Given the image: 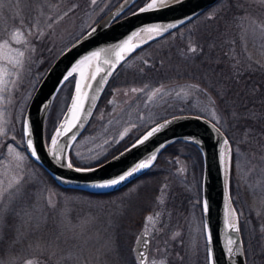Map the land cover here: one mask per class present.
<instances>
[{
	"label": "rangeland",
	"instance_id": "1",
	"mask_svg": "<svg viewBox=\"0 0 264 264\" xmlns=\"http://www.w3.org/2000/svg\"><path fill=\"white\" fill-rule=\"evenodd\" d=\"M118 1L0 0V239L7 238L0 244V264H50L48 258H42V252L52 254L62 264H134L129 246H134L139 227L133 221L148 215L152 218L157 213L166 228L173 224L179 202L175 199L171 203L175 208L170 207V198L166 197L176 194L178 185H183L185 174L180 173L179 165L186 167L184 160L194 161V187L200 194L196 199L201 206L202 159L190 143L170 144L169 149L180 152L176 178L171 186L164 184V204L161 201L150 209L145 205L149 204L144 200L145 193L139 200L141 194L128 192L132 189L127 187L108 196L64 190L23 148L24 112L42 74L67 45ZM214 6L212 11L223 8L229 13L228 34L225 40L218 37L224 42L222 45L228 44L224 56L228 58L224 65L229 72L228 82L222 87L214 82L217 93H213V98L227 97L228 105L219 106L215 112L192 109L194 104L173 111L186 112L190 107L189 112L211 111L208 114L223 123L220 126L232 146L229 190L239 219L246 263L264 264V121L262 127L236 124V107L229 103L231 88L235 86L233 77L250 72L264 74V0H220ZM201 21L205 20H194ZM230 64L241 66L245 72L234 73ZM71 85L73 78L64 82L51 101L45 120L46 138L69 101ZM130 106L131 110L123 111L121 107L112 111L107 108L99 121L93 117L72 146V162L81 166L98 163L153 125V120L138 119L143 112L135 109L147 106L144 99ZM258 108L257 115L264 119V105ZM131 123L133 136L117 140ZM186 235L193 244H199L203 236L205 240L198 218ZM179 254L169 253L163 264H207L206 247H199L198 251L185 248Z\"/></svg>",
	"mask_w": 264,
	"mask_h": 264
},
{
	"label": "water",
	"instance_id": "2",
	"mask_svg": "<svg viewBox=\"0 0 264 264\" xmlns=\"http://www.w3.org/2000/svg\"><path fill=\"white\" fill-rule=\"evenodd\" d=\"M135 1H118L53 60L25 109L23 147L59 187L103 194L145 172L170 143L180 140L193 144L202 158L201 211L207 264H246L229 190L231 141L210 118L196 113L174 114L100 163L81 166L70 160L71 147L87 126L116 68L138 48L189 21L217 0H146L122 15ZM69 78H73L69 101L46 140L44 125L51 101ZM147 244V232L141 230L133 246L140 264L146 263Z\"/></svg>",
	"mask_w": 264,
	"mask_h": 264
},
{
	"label": "flooded vegetation",
	"instance_id": "3",
	"mask_svg": "<svg viewBox=\"0 0 264 264\" xmlns=\"http://www.w3.org/2000/svg\"><path fill=\"white\" fill-rule=\"evenodd\" d=\"M214 5L215 3L163 36L144 44L124 60L110 77L101 103L96 107L92 118L101 120L108 108V103L113 105L108 108L109 111L116 107H121L123 111L128 108L131 110L130 105L141 103L143 99L147 106L135 109L143 112L139 114L138 119L142 122L153 120L152 124L176 114L174 109L181 110L188 105L194 104L195 107L192 109H210L213 112L218 111L219 106L228 105L225 96L213 98L214 91L217 93L214 82L221 87L224 86L228 82L229 73L224 69L225 62L228 61V58L224 57L228 53V44L222 45L224 42L218 39L221 36L225 40L228 34L229 13L223 8L220 11H212ZM197 18L205 21L194 22ZM216 59L219 60L216 61ZM190 109L191 107L188 110ZM188 110L178 113H196L214 120L208 114L211 111L205 114ZM214 121L217 125H223L222 122ZM132 124L123 128L116 139L119 141L130 139L134 133ZM178 154L180 152L173 149L162 151V155L156 158L150 168L127 184L126 187L132 189L128 192L141 194L139 200H142V195L145 193L144 200L149 202L145 204L147 209L155 205L159 206L162 198L166 197L167 189L164 184L171 186L176 178L175 168ZM184 161L187 164L186 167L179 165L180 173L185 174L184 180L182 179L183 185H178L176 194H169L166 197L170 198L168 199L170 203L167 201L170 207L175 208V205H171L175 199L179 202L176 206L178 209L176 217L171 220L173 224L166 228L163 219L157 213H153L152 218L148 215L149 217L143 216L136 221L133 219L134 226L139 227L133 245L140 230L147 231L148 245L145 264H163L169 253L180 255L181 250L185 248L191 247L198 251L199 247H206L204 236L200 242L198 241L199 244H193L188 241V235H186L189 229L195 226L196 218L199 219L202 233L203 224L199 198L196 199V195L200 194L195 188L194 161ZM145 184L148 186L144 187ZM126 187L112 194L115 195ZM162 203L164 204V200ZM129 251L135 263L138 264L133 254V246H129Z\"/></svg>",
	"mask_w": 264,
	"mask_h": 264
},
{
	"label": "trees",
	"instance_id": "4",
	"mask_svg": "<svg viewBox=\"0 0 264 264\" xmlns=\"http://www.w3.org/2000/svg\"><path fill=\"white\" fill-rule=\"evenodd\" d=\"M144 0H137L130 9L137 7L140 5ZM230 69L234 73L237 71H241L245 69H242L241 66L230 64ZM262 72H250V73H244L243 75L237 74L235 77H233L235 81V86L231 88V93L229 94V103L234 106L235 105V111L233 114L236 115V119L234 118L233 121H236V124H242V125H249L253 124L257 127H262V122L264 119H262L259 115H257V112L260 108L258 106L264 105V77ZM230 77V76H229ZM262 79V81H261ZM243 80V82H241ZM106 90V89H105ZM105 91L103 92L100 101L98 103V106L101 103V100L103 98ZM235 94L234 98H232V95ZM241 107V109H240ZM242 115V117H241ZM246 115V116H245ZM233 118V117H232ZM244 118V119H243ZM241 126V125H240ZM126 146V145H125ZM170 146V145H169ZM169 146H167L164 150L169 149ZM123 148V147H121ZM121 148H118L115 152H113L111 155L119 151ZM163 150V151H164ZM111 155L103 158L100 161L105 160L106 158L110 157ZM162 155V153L160 154ZM159 155V157H160ZM99 161V162H100ZM35 163V162H34ZM37 166H39L37 163H35ZM40 167V166H39ZM41 168V167H40ZM45 174L48 175V177L53 181L52 177L42 168ZM65 190V189H64ZM71 190V189H67ZM111 193H105V194H99L98 196H108L111 195ZM92 195V194H91ZM7 239L5 236L0 239V244ZM9 239V238H8ZM43 259L48 258L50 261V264H62L58 262L56 259L53 258L52 254L42 252L40 253ZM114 263V262H112ZM78 264V262H77ZM90 264V263H89ZM119 264V263H115ZM136 264V263H134Z\"/></svg>",
	"mask_w": 264,
	"mask_h": 264
}]
</instances>
